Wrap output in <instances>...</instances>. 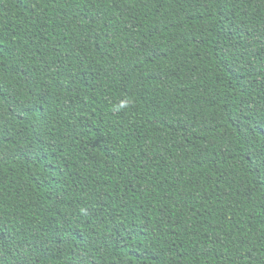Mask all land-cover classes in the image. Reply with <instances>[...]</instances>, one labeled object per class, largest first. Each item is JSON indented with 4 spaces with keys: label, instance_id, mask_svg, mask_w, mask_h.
<instances>
[{
    "label": "trees",
    "instance_id": "16d2710c",
    "mask_svg": "<svg viewBox=\"0 0 264 264\" xmlns=\"http://www.w3.org/2000/svg\"><path fill=\"white\" fill-rule=\"evenodd\" d=\"M0 264H264V0H0Z\"/></svg>",
    "mask_w": 264,
    "mask_h": 264
},
{
    "label": "clouds",
    "instance_id": "9594fccd",
    "mask_svg": "<svg viewBox=\"0 0 264 264\" xmlns=\"http://www.w3.org/2000/svg\"><path fill=\"white\" fill-rule=\"evenodd\" d=\"M125 106L124 104L121 105V107Z\"/></svg>",
    "mask_w": 264,
    "mask_h": 264
}]
</instances>
